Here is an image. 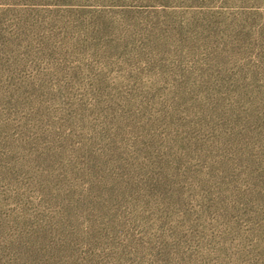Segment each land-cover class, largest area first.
<instances>
[{
  "label": "rangeland",
  "instance_id": "1",
  "mask_svg": "<svg viewBox=\"0 0 264 264\" xmlns=\"http://www.w3.org/2000/svg\"><path fill=\"white\" fill-rule=\"evenodd\" d=\"M0 264H264V0H0Z\"/></svg>",
  "mask_w": 264,
  "mask_h": 264
}]
</instances>
